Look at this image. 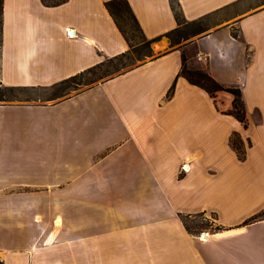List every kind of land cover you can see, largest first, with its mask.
Instances as JSON below:
<instances>
[{
    "label": "crops",
    "instance_id": "1",
    "mask_svg": "<svg viewBox=\"0 0 264 264\" xmlns=\"http://www.w3.org/2000/svg\"><path fill=\"white\" fill-rule=\"evenodd\" d=\"M108 1L4 0L0 82L51 86L127 52ZM128 1L148 38L178 27L171 0ZM178 2L188 21L246 3L249 12L70 98L0 104L1 262L264 264V219L218 220L224 229L205 240L180 216L222 214L264 193V0ZM184 50L191 65L241 88L249 118L262 123L246 129L223 112L230 93L218 94V109L179 76ZM235 132L252 142L245 160Z\"/></svg>",
    "mask_w": 264,
    "mask_h": 264
},
{
    "label": "trees",
    "instance_id": "2",
    "mask_svg": "<svg viewBox=\"0 0 264 264\" xmlns=\"http://www.w3.org/2000/svg\"><path fill=\"white\" fill-rule=\"evenodd\" d=\"M47 6H59L63 3H66L68 0H42ZM173 10L175 12L176 19L178 21V27L164 35H161L157 38L150 39L145 34L138 18L136 17L130 3L128 0H110L106 3L108 10L111 15L114 17L121 33L129 43L130 49L114 58L109 59L110 63L113 64L114 70L106 71L103 74H96L95 72L101 70L105 66V62H102L94 67H91L77 75L59 81L51 86H38V87H28V86H10L5 85L0 82V104L11 103L16 101H26L28 104H35L40 101L46 102L55 101L64 98H70L73 95V91H79L85 87L91 88L95 85L97 81L103 80L106 78L110 79L115 77V72H120L123 74L127 71H130L137 66L135 60L132 57L134 54L139 55V61H144L147 58L154 59L158 57L153 48L152 43L155 41L162 40L164 38L169 39L171 45L181 44L183 41L190 39L191 37L201 35L208 31L211 28V25L208 23V20L216 15L219 12H214L208 15H205L199 19L188 21L182 10L178 0H171ZM3 16H4V0H0V48L3 41ZM205 33V34H207ZM232 35L235 38H240L241 31L240 29H233ZM145 62V61H144ZM143 62V63H144ZM94 74V78H87L88 75ZM179 76H183L188 81L206 90L216 102L218 109L219 101L218 94L221 92L230 93L233 97V109L226 112V114L233 115L241 123H243L246 129L249 128L248 123V114L246 109V103L244 100V94L241 88L239 87H228L220 83L207 69H203L197 66H193L189 63V55L186 50L182 53V69ZM177 87V80L174 82L173 86L168 92V98L174 96L175 90ZM85 90V89H84ZM20 93H25V99H20ZM77 94V93H76ZM251 144V141H248ZM232 148L236 151L240 160H245L247 158V148L245 146V141L242 138L241 134L235 132L231 137ZM205 212L198 214H180L187 230L194 235H201L207 227L214 226L215 230L213 232H219L224 229V227L219 223V217L217 213L214 214L213 223H200L196 221L199 216L203 215ZM264 219V211L260 214H257L251 217L249 220L245 221L243 225H248L259 220ZM207 220V219H206ZM0 264H4L0 261Z\"/></svg>",
    "mask_w": 264,
    "mask_h": 264
},
{
    "label": "rangeland",
    "instance_id": "3",
    "mask_svg": "<svg viewBox=\"0 0 264 264\" xmlns=\"http://www.w3.org/2000/svg\"><path fill=\"white\" fill-rule=\"evenodd\" d=\"M245 6H237L236 8H232L231 10L229 11H226V12H223V13H220V14H216L214 16H212L209 20H208V23L211 25V28L208 32H210L211 30H215V29H218L219 27L221 26H224L226 25L227 23H230L232 21H234L235 19L243 16V15H246L249 11V3H246L244 4ZM253 5V4H252ZM252 10H254V7L252 8ZM207 33V32H205ZM205 33H203L202 35H204ZM201 35H197V36H194V37H191L190 39L188 40H185L183 41L181 44H178V45H171L169 39L167 38H164L162 40H159V41H155L152 43V48L153 47H156V50H155V54L156 52H162L163 50H167V48L169 47H177V46H180L181 48L184 47L189 43L191 42L192 40H194L195 38L199 37ZM132 57L134 58L135 60V64L136 65H139L141 63H143L144 61H149L151 58H147L144 60V61H139V55L138 54H134L132 55ZM105 66L102 67L101 70H98L96 71L95 73L96 74H103L105 73L106 71H109V70H114V66L113 64L110 63L109 59L105 60ZM205 68V67H204ZM122 71L120 72H115L114 76L118 75L119 73H121ZM87 78H94V74H90L88 75ZM106 80L103 79V80H100V81H97L95 83V85L99 82H102ZM84 89H87V87L83 88V89H80L79 91H83ZM76 93H78V91H73L71 93V95H75ZM21 97L20 99H25L26 97V94L25 93H20ZM61 100V99H59ZM55 101H58V100H55ZM55 101H48L46 103H51V102H55ZM16 102H26V101H16ZM38 103H44L42 101L38 102ZM246 103V102H245ZM220 107V105H219ZM246 109H247V106H246ZM224 113L228 112V111H223ZM247 114H248V110H247ZM229 115V114H228ZM233 116V115H231ZM234 117V116H233ZM236 118V117H235ZM237 119V118H236ZM248 123H262L259 115L255 112L254 115L252 116V121L251 119L249 118L248 116ZM245 141V146L247 148V153H248V148L250 146H252V142L251 144L248 143L249 140H244ZM236 152V151H235ZM187 170H184V172H186ZM263 182L262 179H260L259 177H256V178H253L251 180V184L253 186H259L261 185ZM78 194L79 193H71V199L72 200H76L74 202L77 203V199H78ZM259 197L255 200H253L252 202H245L244 204L242 203L241 206L237 207V208H234V207H230V206H223L221 208V211H222V214H218V217H219V220L221 221V223L223 221H226V222H232V221H237L239 219H241L242 217L246 216V221L249 220L251 217L257 215V214H260L264 211V193H261L259 191L258 193ZM252 212H255L253 213L254 215H250L252 214ZM213 213H216V212H208V211H205V213L201 216H199V218L196 220V221H200V223H210L212 224L213 223V219H214V214ZM198 214V213H197ZM248 215H250L248 217ZM249 218V219H248ZM207 219V220H206ZM208 229H206L203 233H202V236L206 233V232H213L215 229L214 226H208L207 227Z\"/></svg>",
    "mask_w": 264,
    "mask_h": 264
},
{
    "label": "bare ground",
    "instance_id": "4",
    "mask_svg": "<svg viewBox=\"0 0 264 264\" xmlns=\"http://www.w3.org/2000/svg\"><path fill=\"white\" fill-rule=\"evenodd\" d=\"M188 169H189V168H188ZM206 235H207V234H205V235L202 237V238L205 239V240L209 238V235H208V236H206Z\"/></svg>",
    "mask_w": 264,
    "mask_h": 264
},
{
    "label": "water",
    "instance_id": "5",
    "mask_svg": "<svg viewBox=\"0 0 264 264\" xmlns=\"http://www.w3.org/2000/svg\"><path fill=\"white\" fill-rule=\"evenodd\" d=\"M72 33L74 34V31H72Z\"/></svg>",
    "mask_w": 264,
    "mask_h": 264
},
{
    "label": "built area",
    "instance_id": "6",
    "mask_svg": "<svg viewBox=\"0 0 264 264\" xmlns=\"http://www.w3.org/2000/svg\"><path fill=\"white\" fill-rule=\"evenodd\" d=\"M203 236H204V235H203ZM203 236H202V237H203Z\"/></svg>",
    "mask_w": 264,
    "mask_h": 264
}]
</instances>
